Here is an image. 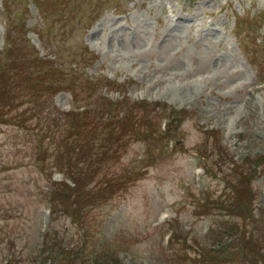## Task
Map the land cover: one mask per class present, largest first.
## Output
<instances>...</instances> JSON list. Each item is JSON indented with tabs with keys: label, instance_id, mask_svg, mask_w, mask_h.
Returning a JSON list of instances; mask_svg holds the SVG:
<instances>
[{
	"label": "rangeland",
	"instance_id": "obj_1",
	"mask_svg": "<svg viewBox=\"0 0 264 264\" xmlns=\"http://www.w3.org/2000/svg\"><path fill=\"white\" fill-rule=\"evenodd\" d=\"M0 112V264H264V0H0Z\"/></svg>",
	"mask_w": 264,
	"mask_h": 264
},
{
	"label": "trees",
	"instance_id": "obj_2",
	"mask_svg": "<svg viewBox=\"0 0 264 264\" xmlns=\"http://www.w3.org/2000/svg\"><path fill=\"white\" fill-rule=\"evenodd\" d=\"M41 61V64L42 65H44L45 67H47V65L49 64V65H51V70H53V71H57L55 68H54V64H52V62H51V60L50 59H40ZM94 82H91V88H93V91H97L96 89H94ZM20 96L18 95V96H16V93H13V94H8L7 96H6V98L5 99H3V100H5V101H10L11 103H12V106H18L19 105V103L17 102V100H18V98H19ZM98 99H99V102L100 101H102V105H111V104H114V105H118V103H115V102H113V101H111L108 97H106L105 95H99L98 96ZM100 111V110H99ZM111 112L112 111H109V114H111ZM140 115V117H145L144 115H141V114H139ZM3 116H2V113L0 112V118H2ZM181 117H182V115H181V113H180V111L176 114V118H177V120H179V119H181ZM19 122H21V121H19ZM167 131V128L164 130V132H166ZM107 133H109V134H113V130H108L107 131ZM72 163H70L69 162V164L67 165V166H65V167H63L62 169H65V174H66V176L67 177H69V178H71L76 184L75 185H77V184H79L80 183V181L78 180V177H81V174H82V172H84V173H86V174H89L90 172H88V171H84V168L85 167H82V168H80V169H78V170H76V169H73L72 168ZM68 188L69 189H74L75 187H69L68 186ZM87 192H91V190H87V191H85V193H87ZM63 197L62 198H65L66 197V199H67V201L68 200H71L70 198H74V199H77L76 198V195H75V193L74 192H67V193H62V192H59ZM75 203V202H74ZM99 264V263H98Z\"/></svg>",
	"mask_w": 264,
	"mask_h": 264
},
{
	"label": "water",
	"instance_id": "obj_3",
	"mask_svg": "<svg viewBox=\"0 0 264 264\" xmlns=\"http://www.w3.org/2000/svg\"><path fill=\"white\" fill-rule=\"evenodd\" d=\"M5 264H11L10 262H7V263H5Z\"/></svg>",
	"mask_w": 264,
	"mask_h": 264
}]
</instances>
